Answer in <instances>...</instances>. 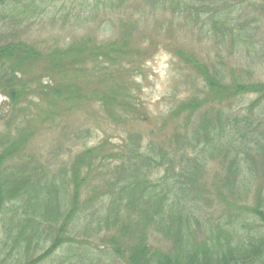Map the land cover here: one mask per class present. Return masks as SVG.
Here are the masks:
<instances>
[{
	"label": "rangeland",
	"instance_id": "rangeland-1",
	"mask_svg": "<svg viewBox=\"0 0 264 264\" xmlns=\"http://www.w3.org/2000/svg\"><path fill=\"white\" fill-rule=\"evenodd\" d=\"M26 5L28 7L24 8L26 6L20 4L27 10L19 14L18 21L15 20L18 14L9 8L0 9L1 37L8 41L23 40L48 55L57 49L67 50L89 37L95 44L115 42L120 39L123 22H127L132 28V43L144 48L148 54L140 68L131 75L134 81L131 94H134L136 107L121 120L118 114H109L106 103L94 99L77 108L54 113L51 119L40 122L37 115L42 113V108L50 106L54 90L44 101L43 97L36 95L37 102L43 101L39 108L27 109L26 115L30 113L31 116H25L27 118H22L20 125L17 123L11 127L7 123L10 114L8 99L0 89V135L8 133L11 127L13 133L27 140L19 162L39 165L44 170L32 179H38L43 187L52 184L53 178L61 173L60 169L69 168L75 155L86 147L98 145L101 141L107 143V150L117 148L123 142L130 147V135L136 134L142 137L143 144L154 141L152 143L160 151L173 158L167 165L143 171L150 181L148 185L155 186L157 191L171 192L175 200L183 202L182 206L184 202L190 204L192 212L210 228L218 220L224 221L226 206L220 202L221 196L217 192L226 171L220 162L245 145L238 136L226 135L218 140L219 129H230L232 125L228 123L238 116L240 121L250 117L255 130L258 126V130H264V99L251 107L258 98L256 94L231 95L229 88L233 78L245 84H264V0H28ZM178 50L195 56L208 74L217 73L216 76L221 78V90L209 93L202 76L185 63L176 53ZM48 63L38 60L29 67L25 80L36 79L31 85L35 90L40 83V88L47 90L59 84L76 82L87 91L86 85H96L95 80L99 81L93 76H76L77 71L72 67L50 72ZM63 75L67 78L63 79ZM103 88L100 86L101 90ZM192 97L200 102L196 112L187 110L170 117L174 108ZM116 107L120 108L118 104ZM207 119L214 135L210 142L202 136L197 138L198 133L194 132L196 128L205 130ZM188 120L190 123L185 122ZM218 125L219 129H214ZM243 126L240 122L239 130H243ZM179 132L183 136L176 140L174 135ZM196 143L198 146L194 148L192 145ZM247 146L253 147L251 144ZM245 149L253 155L254 151ZM114 164L95 165L96 178L84 185L78 197L80 210L84 209L88 197H98L96 202L102 200L96 206L102 212H108L113 198L123 193L128 197L131 193L130 190L122 192L123 187L130 186L132 181H125L122 171L114 170ZM29 171L32 170L29 168ZM262 179V172L254 176L247 170L244 177L238 178L235 194L243 196L241 202L254 203L259 187L263 185ZM109 181L116 183L110 185ZM186 183L192 187L184 193L182 187ZM201 184H206L207 189H201ZM66 194L69 195L64 199L71 203L72 191ZM119 208L122 220H128V217L137 219L134 208L125 205ZM75 223V230L72 233L71 226L69 234L79 240L73 239L53 256L49 255L48 264H70V261L72 264H124L111 251L100 250L102 244L104 246L100 238L104 232L100 237L91 235V231H86L88 222L84 218L81 221L75 219ZM192 232L198 239L207 236L197 226L192 227ZM149 235L148 242L165 249L168 247V239L163 235ZM0 236L4 237L2 233ZM37 244L40 245L37 253H45V241Z\"/></svg>",
	"mask_w": 264,
	"mask_h": 264
},
{
	"label": "trees",
	"instance_id": "trees-1",
	"mask_svg": "<svg viewBox=\"0 0 264 264\" xmlns=\"http://www.w3.org/2000/svg\"><path fill=\"white\" fill-rule=\"evenodd\" d=\"M26 1L28 0H0V9L9 8L18 14V19H15L18 21L19 14L27 10L24 9L28 7ZM20 4L26 7L22 8ZM122 26L120 39L115 42L95 44L89 37L71 45L67 50L57 49L48 55L23 40L8 41L0 35V89L6 94L10 107L7 123L11 127L17 123L20 125L22 118L31 116L30 113L26 115L27 109H38L54 90L50 106L42 108V113L37 115L40 122L51 119L54 113L77 108L94 99L102 104L106 103L109 114H118L120 120L133 110L136 104H133L134 94H131L134 89L131 75L140 68L148 54L144 48L132 43L131 24L123 22ZM176 53L202 76L209 93L221 90V78L216 76L217 73L208 74L206 68L203 70L202 62L192 54L183 50ZM38 60L49 61L50 72L72 67L77 71L76 76H93L99 78V81L95 80L96 85L89 87L85 84L87 91L76 82L55 87L52 85L53 88L47 90H42L40 83L35 90L31 85L36 79L32 81L25 78L28 77L29 67ZM213 76L219 80H215ZM66 78L67 75H63V79ZM100 86H104L103 90ZM229 88L231 95L256 94L258 98L251 107L257 106L264 99L262 83L245 84L233 78ZM36 95L43 97V101L37 102L34 98ZM117 104L120 108L116 107ZM180 105L172 110L170 117L187 110L196 112L200 102L192 97ZM206 116L207 114L204 115ZM234 117V123H228L232 125L230 129L214 126V129L221 131L217 134L218 140L226 135H232L233 138L238 136L245 146L236 149L234 154L226 155L220 162L226 175L222 177L217 194L221 196L220 202L226 206L225 219L229 216V220L220 219L211 228L192 212L190 204L184 202L182 206L183 202L175 200L171 192L157 191L155 186L148 185L150 181L147 174L143 173L144 170L158 168L173 161L171 156H167L152 143L154 141L143 144L141 136L132 134L129 139L132 142L130 147L127 142H123L117 148L107 150V143L104 141L86 147L75 155L69 168L60 169L61 173L53 178L52 184L43 187L38 179H32V176L44 172L42 166L19 162L27 140L24 136L13 133L10 127L8 133L0 135V234L4 235L0 236V264H48L49 257L66 243L74 241L73 239L79 240L73 238L69 230L72 226L73 233L77 226L76 223L73 224L74 220L81 221L83 218L88 222L86 231H91V235L100 237L104 232L105 235L100 237L104 246L102 244L100 250L105 248L111 251L124 264H264V130H258L259 126L255 130L250 117H244L242 121L240 117ZM239 121L244 125L243 130L238 128ZM185 122L190 123L189 120ZM206 122L205 130L196 128L194 132L198 133L197 138L202 136L210 142L214 138L213 128L208 119ZM182 136L180 132L174 135L176 140ZM248 144L253 147L247 146ZM192 146L195 148L198 145L196 143ZM245 148L254 151L253 155H249ZM241 153L245 156L241 157ZM111 162L115 163L114 170L122 171L125 181H132L122 191L130 190L131 193L128 197L123 193L122 196L113 198L108 212H102L96 206L102 200L96 202L98 197H88L84 209L80 210L81 202L78 197L81 196L84 185L96 178L95 165L106 166ZM246 170L254 176L260 172L263 174V185L259 187L260 191L252 205L241 202L243 196L235 194L238 178L244 177ZM115 183L109 181L110 185ZM191 187L186 183L182 190L186 193ZM204 187L207 189L206 184L200 185L201 189ZM208 189L212 194L210 187ZM71 191L72 200L68 203L64 196ZM205 193L204 191V198ZM168 204L170 207H165ZM120 205L134 208L137 219L128 217V220H122V216H119ZM206 224L210 229L206 228ZM194 226L205 231L207 236L198 239L192 232ZM150 233L166 237L168 247L165 249L148 242ZM41 240L45 241L47 248L45 253L39 255L37 251L40 245L37 242L41 243Z\"/></svg>",
	"mask_w": 264,
	"mask_h": 264
}]
</instances>
